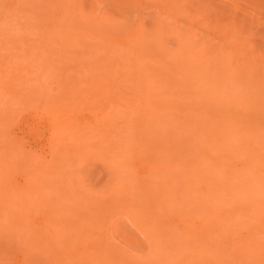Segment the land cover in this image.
<instances>
[{"label": "rangeland", "instance_id": "1", "mask_svg": "<svg viewBox=\"0 0 264 264\" xmlns=\"http://www.w3.org/2000/svg\"><path fill=\"white\" fill-rule=\"evenodd\" d=\"M0 264H264V0H0Z\"/></svg>", "mask_w": 264, "mask_h": 264}]
</instances>
